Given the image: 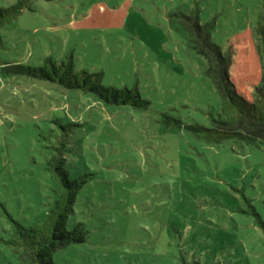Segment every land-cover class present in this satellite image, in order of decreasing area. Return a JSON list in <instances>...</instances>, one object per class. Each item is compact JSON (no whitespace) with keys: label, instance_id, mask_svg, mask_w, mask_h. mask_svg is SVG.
Wrapping results in <instances>:
<instances>
[{"label":"rangeland","instance_id":"rangeland-1","mask_svg":"<svg viewBox=\"0 0 264 264\" xmlns=\"http://www.w3.org/2000/svg\"><path fill=\"white\" fill-rule=\"evenodd\" d=\"M25 1L0 27V264H17L1 241L13 219L39 224L55 199L47 167L63 139L70 177L87 180L68 227L84 222L89 235L58 249L55 264H264L252 208L264 222V146L206 137L220 95L173 16L198 7L216 22L238 86L247 41L262 76L254 41L264 0ZM46 56L102 72L105 85L137 88L149 103H107L11 67Z\"/></svg>","mask_w":264,"mask_h":264},{"label":"trees","instance_id":"trees-1","mask_svg":"<svg viewBox=\"0 0 264 264\" xmlns=\"http://www.w3.org/2000/svg\"><path fill=\"white\" fill-rule=\"evenodd\" d=\"M25 4V0H19L7 7L0 6V27L16 18ZM173 16L187 34L189 46L205 58V73L220 95V109L217 115H211L212 125L203 127L206 137L217 142L231 138L264 146V25L257 26L254 41L262 65V76L249 98L239 90L232 75L235 60L233 47L224 49L213 39L216 22L202 21L198 7L190 12H175ZM2 42L0 34V44ZM11 67L17 73L58 82L66 88L93 92L107 103L131 104L136 107L149 103L137 88L105 85L102 72L78 70L72 59L58 61L52 56H46L39 65L16 63ZM54 148L56 152L47 168L57 183L56 195L45 218L41 223L30 226L13 219L12 232L1 240L9 254L16 257L17 264H55L54 253L58 249L84 242L89 235L84 222L78 221L72 228L68 227L78 192L87 180L82 176L70 177L66 167L64 139ZM252 208L258 220L264 224L261 214L255 207ZM5 256L8 257L6 253Z\"/></svg>","mask_w":264,"mask_h":264},{"label":"crops","instance_id":"crops-1","mask_svg":"<svg viewBox=\"0 0 264 264\" xmlns=\"http://www.w3.org/2000/svg\"><path fill=\"white\" fill-rule=\"evenodd\" d=\"M243 39L246 41V38H243ZM252 50H253L252 45L247 41L245 46L240 47V51H242V53L241 54L238 53L239 54L238 59L241 63H243V61H245V60L248 62V65L246 66L247 70L244 71L245 72L244 74L241 70V67L238 68V72L242 73L241 76L239 77V80H238V88L242 93H244L249 98L252 97V94H253L252 92L254 91L255 86L258 84V82L260 81V78H261V77H259L260 74L256 72L257 71L256 68L251 69V68H253V64L251 63V62H253V60H252L251 55H250L253 53ZM246 54H247L246 58H244V59L241 58V57H243V55H246ZM243 65L244 64H242V66ZM249 69H251V70H249ZM245 77H247V78L245 79ZM246 92H248V93L250 92V94L251 93L252 94L248 95V94H246Z\"/></svg>","mask_w":264,"mask_h":264}]
</instances>
